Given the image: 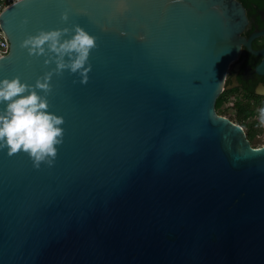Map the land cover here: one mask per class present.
Listing matches in <instances>:
<instances>
[{
  "label": "water",
  "instance_id": "obj_1",
  "mask_svg": "<svg viewBox=\"0 0 264 264\" xmlns=\"http://www.w3.org/2000/svg\"><path fill=\"white\" fill-rule=\"evenodd\" d=\"M248 23L240 0L2 10L0 80L35 84L56 68L20 47L42 29L78 24L98 48L86 85L52 78L49 110L65 120L54 166L0 151V264H264V145L216 109L243 45L264 74L251 44L264 30L246 38Z\"/></svg>",
  "mask_w": 264,
  "mask_h": 264
},
{
  "label": "clouds",
  "instance_id": "obj_2",
  "mask_svg": "<svg viewBox=\"0 0 264 264\" xmlns=\"http://www.w3.org/2000/svg\"><path fill=\"white\" fill-rule=\"evenodd\" d=\"M61 19H69L67 11ZM28 22L25 18L23 23ZM20 47L27 49L30 56L47 57L45 65L54 61L56 68L38 78L35 84L22 82L19 76L0 80V105H6V108L0 107V151L6 149L9 156L25 153L36 169L42 164L52 167L58 156L57 146L63 144L64 129L61 126L65 123L62 116L49 110L52 78L62 76L68 70L71 74H79L82 77L79 83L86 85L92 71L90 53L98 48L97 37L77 24L74 29H42L36 35H28ZM259 112L260 122L264 125V108ZM252 151L260 153L262 150Z\"/></svg>",
  "mask_w": 264,
  "mask_h": 264
},
{
  "label": "flooded vegetation",
  "instance_id": "obj_3",
  "mask_svg": "<svg viewBox=\"0 0 264 264\" xmlns=\"http://www.w3.org/2000/svg\"><path fill=\"white\" fill-rule=\"evenodd\" d=\"M249 23L242 33L246 38L252 34L264 30V0H248L245 5ZM254 50L264 49V34L252 40ZM263 56L253 54L249 48L243 45L241 53L234 62L231 63L225 80V89L231 104L235 101L246 103L249 109L256 112L248 117L249 122H255L259 128L258 113L264 108V74L256 71L257 66L262 61ZM220 108L216 109L223 115V92L220 95Z\"/></svg>",
  "mask_w": 264,
  "mask_h": 264
},
{
  "label": "trees",
  "instance_id": "obj_4",
  "mask_svg": "<svg viewBox=\"0 0 264 264\" xmlns=\"http://www.w3.org/2000/svg\"><path fill=\"white\" fill-rule=\"evenodd\" d=\"M2 0H0L1 2ZM244 6L247 4L248 0H240ZM220 97L217 100V109L220 108ZM228 103V108L235 111L236 114V123L247 127V136L251 141L254 147H259L253 141L254 138L261 132V129L256 126L257 121L249 122L247 119L253 115L256 111L254 109H249L248 105L242 101H235L234 104H231L232 101L229 100L226 91H223V106ZM227 111L223 109V115H226Z\"/></svg>",
  "mask_w": 264,
  "mask_h": 264
},
{
  "label": "rangeland",
  "instance_id": "obj_5",
  "mask_svg": "<svg viewBox=\"0 0 264 264\" xmlns=\"http://www.w3.org/2000/svg\"><path fill=\"white\" fill-rule=\"evenodd\" d=\"M229 104L226 103L224 106H223V109L227 112L226 115L224 116H227L229 117L230 119H232L233 121H236V114H235V111L234 110H231L228 108ZM258 119H259V128L261 129V132L254 138V143L258 146H262L264 145V125L261 124L260 122V113H258ZM245 128V130L247 131V127L246 126H243Z\"/></svg>",
  "mask_w": 264,
  "mask_h": 264
},
{
  "label": "built area",
  "instance_id": "obj_6",
  "mask_svg": "<svg viewBox=\"0 0 264 264\" xmlns=\"http://www.w3.org/2000/svg\"><path fill=\"white\" fill-rule=\"evenodd\" d=\"M20 1V0H2L0 2V12L4 10L6 7L10 6L11 4ZM9 40L5 36V34L2 32L0 28V56L5 55L9 51Z\"/></svg>",
  "mask_w": 264,
  "mask_h": 264
}]
</instances>
